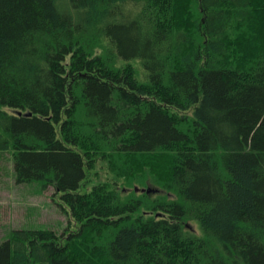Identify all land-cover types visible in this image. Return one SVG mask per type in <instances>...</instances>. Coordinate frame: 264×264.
I'll return each instance as SVG.
<instances>
[{
  "label": "trees",
  "instance_id": "obj_1",
  "mask_svg": "<svg viewBox=\"0 0 264 264\" xmlns=\"http://www.w3.org/2000/svg\"><path fill=\"white\" fill-rule=\"evenodd\" d=\"M6 152L76 230L0 264H264V0H0Z\"/></svg>",
  "mask_w": 264,
  "mask_h": 264
},
{
  "label": "rangeland",
  "instance_id": "obj_2",
  "mask_svg": "<svg viewBox=\"0 0 264 264\" xmlns=\"http://www.w3.org/2000/svg\"><path fill=\"white\" fill-rule=\"evenodd\" d=\"M36 189V183L16 184L11 154L0 153V242L15 229H49L58 235L76 230L53 188Z\"/></svg>",
  "mask_w": 264,
  "mask_h": 264
},
{
  "label": "water",
  "instance_id": "obj_3",
  "mask_svg": "<svg viewBox=\"0 0 264 264\" xmlns=\"http://www.w3.org/2000/svg\"><path fill=\"white\" fill-rule=\"evenodd\" d=\"M148 191V190H147ZM149 192V191H148Z\"/></svg>",
  "mask_w": 264,
  "mask_h": 264
}]
</instances>
